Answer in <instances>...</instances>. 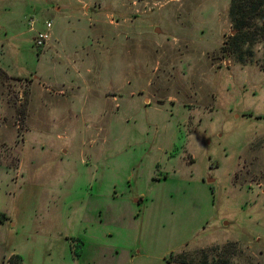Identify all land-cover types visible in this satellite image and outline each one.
I'll return each instance as SVG.
<instances>
[{
    "label": "rangeland",
    "instance_id": "obj_1",
    "mask_svg": "<svg viewBox=\"0 0 264 264\" xmlns=\"http://www.w3.org/2000/svg\"><path fill=\"white\" fill-rule=\"evenodd\" d=\"M229 3L0 0V264H264L263 47L222 54Z\"/></svg>",
    "mask_w": 264,
    "mask_h": 264
},
{
    "label": "trees",
    "instance_id": "obj_2",
    "mask_svg": "<svg viewBox=\"0 0 264 264\" xmlns=\"http://www.w3.org/2000/svg\"><path fill=\"white\" fill-rule=\"evenodd\" d=\"M228 17L235 33L220 47L222 54L240 56L245 45L261 43L264 57V0H230ZM5 264L23 262L20 255L13 254Z\"/></svg>",
    "mask_w": 264,
    "mask_h": 264
},
{
    "label": "built area",
    "instance_id": "obj_3",
    "mask_svg": "<svg viewBox=\"0 0 264 264\" xmlns=\"http://www.w3.org/2000/svg\"><path fill=\"white\" fill-rule=\"evenodd\" d=\"M33 20H30V24H33ZM51 22L47 21L45 22V29L42 31H38L36 35L33 37V43L36 47H42L44 46L49 38H50V28H51Z\"/></svg>",
    "mask_w": 264,
    "mask_h": 264
},
{
    "label": "crops",
    "instance_id": "obj_4",
    "mask_svg": "<svg viewBox=\"0 0 264 264\" xmlns=\"http://www.w3.org/2000/svg\"><path fill=\"white\" fill-rule=\"evenodd\" d=\"M66 239H67V237H66ZM64 245H62V247L65 249V250H68V247H69V245H68V243H67V241L65 242V243H63ZM72 247V245L69 247V248H71ZM93 261H95V260H93ZM112 261V260H111Z\"/></svg>",
    "mask_w": 264,
    "mask_h": 264
},
{
    "label": "water",
    "instance_id": "obj_5",
    "mask_svg": "<svg viewBox=\"0 0 264 264\" xmlns=\"http://www.w3.org/2000/svg\"><path fill=\"white\" fill-rule=\"evenodd\" d=\"M156 31H158V28L156 29ZM233 33V32H232Z\"/></svg>",
    "mask_w": 264,
    "mask_h": 264
}]
</instances>
